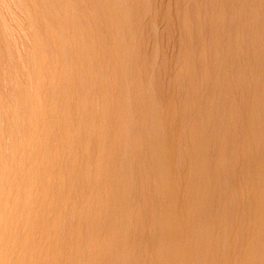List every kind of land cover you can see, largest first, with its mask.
Listing matches in <instances>:
<instances>
[{
	"label": "rangeland",
	"instance_id": "1",
	"mask_svg": "<svg viewBox=\"0 0 264 264\" xmlns=\"http://www.w3.org/2000/svg\"><path fill=\"white\" fill-rule=\"evenodd\" d=\"M0 264H264V0H0Z\"/></svg>",
	"mask_w": 264,
	"mask_h": 264
},
{
	"label": "bare ground",
	"instance_id": "2",
	"mask_svg": "<svg viewBox=\"0 0 264 264\" xmlns=\"http://www.w3.org/2000/svg\"><path fill=\"white\" fill-rule=\"evenodd\" d=\"M258 44V43H257ZM47 141V140H46ZM48 154V153H47ZM47 165V164H46ZM165 165V164H164ZM41 169H42V167H41ZM43 170V169H42ZM162 176V175H161ZM166 177V176H165ZM68 181V180H67ZM67 183V182H66ZM196 187V186H195ZM169 191V190H168ZM170 205V204H169ZM182 205V204H181ZM168 207V206H167ZM171 208V207H170ZM256 209H258V208H256ZM176 247V246H175Z\"/></svg>",
	"mask_w": 264,
	"mask_h": 264
}]
</instances>
